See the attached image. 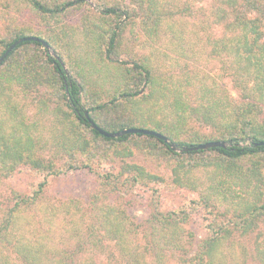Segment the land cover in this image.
<instances>
[{
	"label": "trees",
	"instance_id": "trees-1",
	"mask_svg": "<svg viewBox=\"0 0 264 264\" xmlns=\"http://www.w3.org/2000/svg\"><path fill=\"white\" fill-rule=\"evenodd\" d=\"M22 1L46 27L62 25L70 12L84 10L80 23L92 24L96 42L120 68L123 83L106 96L90 89L77 53L63 48L49 29L17 25L5 15L6 0H0V57L15 41L37 37L70 72L67 77L58 60L32 41L18 44L0 64V179L22 170L58 177L90 169L96 161L109 162L118 164L119 174L99 178L106 191L111 187L122 196L142 184L163 183L162 177L133 162L145 157L170 175V192L192 189L197 199L185 204H203L212 219L208 234L197 240L184 228L190 213L184 209L158 207L138 224L120 207L97 204L98 195L86 208L74 202L51 204L42 181L31 192H11L0 201V264H264V146L250 145L264 142V0H213L205 20L220 30L218 37L206 38V62H223L221 73L231 77L236 99L220 95L218 78L199 67L186 63L180 71L176 67L179 72L159 78L148 60L122 58L128 24L139 25L154 39L161 28L179 40L186 32L195 34L197 27L183 29L181 17L167 16V0ZM88 12L93 20L86 19ZM29 111L34 112L32 121ZM85 112L106 132L149 129L179 147L232 144L178 153L162 140L141 134L106 138L90 128ZM45 132L60 142L55 156L48 158L42 155ZM197 171L208 175L203 191L194 187ZM150 204L160 205L158 197ZM61 211L64 217L81 212L91 216L90 222L71 218L70 226L63 225L71 243L52 232ZM105 240L115 242L109 246ZM111 247L118 249V256ZM106 249L110 254L104 259L97 256ZM84 252L89 255L82 258Z\"/></svg>",
	"mask_w": 264,
	"mask_h": 264
},
{
	"label": "rangeland",
	"instance_id": "rangeland-1",
	"mask_svg": "<svg viewBox=\"0 0 264 264\" xmlns=\"http://www.w3.org/2000/svg\"><path fill=\"white\" fill-rule=\"evenodd\" d=\"M212 2L213 0H167V7H165L167 16L170 12L173 18L181 17L183 29H191L193 27L195 29L197 27L194 35L191 32H186L183 40L173 38L171 35L169 36L168 31L164 32V28H161V32L154 39L153 36H148V33L140 29L139 25H134V23L128 24L123 33L122 50L120 49L124 52L122 58L125 60H129L130 58L148 60L156 70V75L159 78H164L165 75L176 71L179 72L186 63L199 67L209 72V75H214V77L218 78L219 88L217 91L220 95H228L236 99L237 91L233 86L231 77L226 74L223 76L221 73L220 67L223 62L214 60L206 62L207 52L209 51L208 39L206 38H211V36L218 37L220 34L219 29L211 28V25L208 22L206 23ZM5 5L7 8H3V10L6 17L14 18L17 25L28 24L35 31L44 32L46 29H49L59 39L58 41L63 48L68 49L72 54L77 53L76 55L81 58L78 65H80V69L88 77V87L90 89L100 93L102 96H106L123 83L120 68L113 61L106 59L99 47L100 45L96 42L95 34L92 33V24L90 22H85V24L80 23V19L78 18L83 14L84 10L70 12L63 18L64 24L62 25L46 27V24L31 12L22 0H6ZM86 15V19L93 20L90 12ZM178 40L181 43H178ZM189 47L191 51H189ZM183 54L184 56H182ZM176 61L179 62L176 63ZM65 67L70 76L68 67L66 65ZM176 67L179 71L176 70ZM34 95L39 97L38 94ZM33 113V111L27 112L30 115V121L33 120ZM45 126L47 128V125ZM191 126L195 125L191 123ZM195 127L199 131L210 132L204 126ZM50 129H52L51 126ZM43 136V157L55 156V150L60 142L58 140L57 142L54 141L55 135L53 133L45 132ZM133 162L143 165L152 174L162 177L163 183L142 184L132 188L128 194L122 193L124 195L121 194L122 196H119V194L113 193L117 191H111V187H108L109 192L106 191V186L102 183L104 182L103 178H99V175L119 174L118 164L117 167H114L109 162L99 164L96 161L90 169L81 168L58 177H49L43 174H36L30 170H22L6 179H0V201L5 196L11 194V192H16L17 194L31 192L32 188L39 182L45 181L44 196L51 204H71L74 202L73 204L79 203L83 208H86L89 207L91 201H95L93 196L98 195L99 201L97 204H110L120 207L126 211V214L132 221L138 224L144 222L150 212L157 210L158 207H160L161 211L184 209L190 212L188 222L184 225V228L190 231L197 240L208 234L207 226L212 219V215L209 213L210 208H206L203 204H185L186 200H190L191 197L197 199V194L191 192L192 189L183 190L176 188L175 191L170 192L167 188L171 187L170 183H173V180L168 173L161 171L159 165L153 161H149L145 157H136ZM125 176L127 175H123L120 179L125 178ZM193 179L195 182L194 187L202 191L209 182L208 175L204 171H197ZM153 190H158L157 194ZM157 197L160 205L150 204L151 199L153 198L154 200ZM44 205L42 204L40 208ZM221 211L224 210L222 209ZM60 213L55 217L54 222L56 224L52 232H55L54 237L57 239L71 243L70 233L67 230L68 226L65 229L63 225L68 224L71 218H74L79 223L81 220L90 222L91 216L89 213L82 214L81 212L75 213L72 217H64L65 214L62 211ZM68 225L70 226V224ZM105 242L110 244L109 246H112L115 241L111 240L108 242L105 240ZM110 250L113 252V255L118 256V249L115 250L111 247ZM109 254L106 249L97 256L104 259ZM88 255L87 252H84L82 258Z\"/></svg>",
	"mask_w": 264,
	"mask_h": 264
},
{
	"label": "water",
	"instance_id": "water-1",
	"mask_svg": "<svg viewBox=\"0 0 264 264\" xmlns=\"http://www.w3.org/2000/svg\"><path fill=\"white\" fill-rule=\"evenodd\" d=\"M23 41H32V42H37L39 44H41L43 46L44 49H46L48 51V53L55 59L58 60V62L62 65L64 72L66 74L67 77H69V73L64 65V63L62 62V60L58 57V55L51 49V47L47 44V42H45L44 40L37 38V37H26V38H21L17 41H15L5 52L4 54L0 57V64L2 63V61L7 57V55L21 42ZM85 118L87 119L88 124L90 125V128L97 131L100 135L106 137V138H119L121 136L124 135H128V134H141V135H145V136H150V137H155L159 140H162L164 143L168 144L170 146V148L175 151V152H192V151H199V150H206V149H210V148H222V149H226L228 148L232 142L228 141V142H223V141H213V142H206L203 144H198V145H191V146H186V147H179L177 144L170 142V140L162 135L161 133L155 132L153 130H149V129H139V128H128V129H123L119 132H106L102 129H100L96 124H94V122L92 120H90L88 113L85 112L84 113ZM251 146L253 147H258V146H264V142L263 141H259V142H251L250 143Z\"/></svg>",
	"mask_w": 264,
	"mask_h": 264
}]
</instances>
